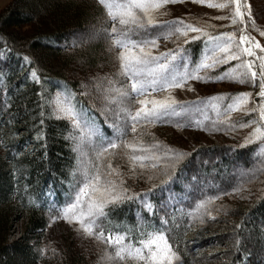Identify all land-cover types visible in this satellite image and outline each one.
<instances>
[{
    "label": "trees",
    "instance_id": "trees-1",
    "mask_svg": "<svg viewBox=\"0 0 264 264\" xmlns=\"http://www.w3.org/2000/svg\"><path fill=\"white\" fill-rule=\"evenodd\" d=\"M87 8L77 0H14L0 12V264H84L72 248L46 258L39 245L50 218L58 215L49 203L50 196L64 203L78 176L79 157L70 139L72 125L54 115L51 103L58 88L76 89L69 75L74 62H95L98 47L69 51L65 45L91 22L93 15ZM25 27L29 28L22 32ZM190 46L198 57L202 41ZM255 145L238 147L231 153L233 146L229 145L198 148L175 172L187 165L185 176L196 175L199 184L188 179L176 184L166 213L145 214L139 200L109 205L102 221L104 235L125 234L127 241L137 246L147 237L145 233L160 228L157 218L166 219L168 226L161 230L174 250L178 249L182 264H264V196L232 206L228 225L218 224L226 222L223 218L210 224V231L222 233L221 239L228 231L236 239L225 240L228 247L220 259L207 257L199 249L201 245L193 253L189 245L194 203L218 194L228 184L230 190L264 174L260 166L241 177L231 173L228 182L222 175L227 165L237 167L235 170L239 165L250 169L257 158ZM208 153L222 155L221 161H208ZM244 154L246 158L240 160ZM159 197L157 188L150 197L157 207ZM18 214L26 217L23 234L10 242ZM149 223L154 227L149 228Z\"/></svg>",
    "mask_w": 264,
    "mask_h": 264
},
{
    "label": "snow or ice",
    "instance_id": "snow-or-ice-1",
    "mask_svg": "<svg viewBox=\"0 0 264 264\" xmlns=\"http://www.w3.org/2000/svg\"><path fill=\"white\" fill-rule=\"evenodd\" d=\"M98 2L106 9L105 14L112 21V26L110 30L101 29L95 32L94 36L104 35L109 41L110 49L115 50L117 71L114 75L120 78V86L113 87L117 81L108 76L97 77L92 83L98 102L113 121L109 125L113 136L100 134L99 129L95 128L94 122L90 120V113L83 108L58 104L57 110L72 120L74 128L81 129L82 124L89 125V132L97 137L95 147L98 160H102L108 153H111V156H120L127 160L132 175H144L149 169L156 170L158 162L162 161L165 162L164 168H171L172 171H165L166 178L159 184H152L145 191L136 192L127 187L123 179L115 178L122 174L113 168L111 156L108 158L106 171L103 172L99 163L93 165L89 162L88 167L83 170L81 180L66 197L62 209L63 218L69 223L78 224L88 235H93L94 228L100 227L97 222L101 218L106 219L105 209L109 205L116 206L125 201L139 200L145 214L154 215L156 211L166 213L171 200L174 199L172 193L176 184H183L185 179L200 183L196 175L185 176L187 165L178 173L175 172L176 167L191 156V153L177 152L171 148L164 149L161 153L159 149L162 146L159 141L145 145L144 140L138 138V125L142 128L152 123L168 122L174 117H187L193 110V104L196 112L206 111L210 104L219 115L221 103L227 102L223 111L228 121L231 120L232 112L258 114V120L237 125L240 128L252 126V131L244 138L245 145L255 140L264 142V46L247 32L249 22L254 26L250 4L242 0H194L195 3L207 4L210 8L228 10L226 15L214 19L228 20L234 30L213 35L210 30L216 26L207 22H190L182 18L157 19L158 15L166 14L163 11L166 5L176 0H127V3L118 6V11L113 10L117 6L108 0ZM246 17L249 19L246 20ZM260 34L264 36V32ZM169 38L173 39L174 48H166L162 52L154 51L159 49L161 39ZM201 40L204 43L201 56L198 60H193L188 45ZM256 50H260L262 54L257 55ZM232 61L237 63L216 74L217 69L222 65H230ZM33 75L35 76V72ZM209 80H233L241 84L257 85V95L261 101L258 105L251 106L250 92L235 95L221 93L208 97L207 101L198 97L196 102H181L171 94L175 89L191 87L189 82ZM161 91L168 94L163 97L150 95ZM204 118L207 119L206 116ZM196 124L199 126L200 122L196 121ZM227 126L232 127L230 123ZM213 130L221 129L213 123ZM147 179L152 181L153 177L148 175ZM157 188L160 191L158 207L148 199ZM238 190L233 188L234 192ZM213 199L216 197L200 201L196 205L197 211H206V205ZM149 218L151 219L152 215ZM157 222L160 228L153 233H145L148 239L140 241V247L134 248L124 244V235L118 234L113 239L112 233L109 232L107 242L115 244L116 251L107 258L110 261H119L120 264H124L128 258L144 264H182L178 249L174 250L168 236L161 230L167 228L168 220L157 218ZM148 227L153 228L154 225L149 223ZM103 237L104 232L101 230L98 238ZM145 249L147 256L144 254Z\"/></svg>",
    "mask_w": 264,
    "mask_h": 264
},
{
    "label": "rangeland",
    "instance_id": "rangeland-1",
    "mask_svg": "<svg viewBox=\"0 0 264 264\" xmlns=\"http://www.w3.org/2000/svg\"><path fill=\"white\" fill-rule=\"evenodd\" d=\"M13 1L14 0H0V12L4 8L8 7ZM77 1L80 2L83 7H88L87 9L91 13V15H93V18L91 19V22L86 25V28L83 31L71 37V39L65 45L68 46L69 51H76L79 48V50L81 51L90 49L91 47H98V54L96 56L95 62L93 61L94 63H90L89 65L87 64L86 59H80L74 62L69 75L71 80L75 82L76 89L71 92L64 88H58L53 95L51 103L54 115L57 118L69 121L72 125L70 139L79 157L78 176L73 186L70 188L68 195L81 180L83 170L88 167L89 162H91V164L93 165L99 163L101 165V171H106V165L108 163L109 156H111V153L106 154L102 160H98L95 147L97 143V137L89 132V125L82 124L81 129L83 130L74 128L72 120L63 115L62 112L58 111L57 105L71 104L77 109L83 108L86 112L90 113V120L94 122L95 128L99 129V133L103 136L111 137L113 136V130L111 127H109V125L113 121L110 118V114L105 112L102 104L98 102V96L96 92L93 91L92 82L97 77L108 76L109 78L117 81V83H115L113 87L120 86L118 82L120 78L114 75L117 71L115 50L110 49L109 41L104 35L94 36L95 32L101 29L110 30L112 26V21L109 20V18L105 14L106 9L99 4L98 0ZM108 2L116 5L117 7L113 10L118 11V6L120 4L127 3V0H108ZM242 2L251 5L252 21H254V26L251 22H249L247 32L250 33L251 36L255 37V39L258 40L262 46H264V36L260 34L261 32H264V0H242ZM163 11L166 14L158 15L157 19L172 20L176 18H182L190 22H207L216 26L214 29L210 30L211 34L213 35H217L221 31L234 30V27L229 25L228 20L214 19L217 16L226 15L228 12L227 9L222 10L210 8L207 6V4H198L195 3L194 0H176V2L174 3L167 4ZM44 12L46 13V10ZM248 19L249 18L246 17V20ZM28 28L29 27H25L21 31L26 32ZM201 41L203 43V40ZM159 44V49H156L154 51L162 52L165 51L166 48L175 47V43L171 38L161 39L159 41ZM188 47L191 50L193 60H198L201 56L202 50L199 52V56L195 57L191 46L188 45ZM256 51L257 55L262 54L260 50ZM236 63L237 61H232L230 65H222L219 69H217L216 74L221 71L227 70L230 66H233ZM189 83L191 84V87L185 86L184 88L175 89L171 94L181 102H196L198 97L207 101L208 97L221 93L235 95L241 92H250L252 93V98L249 101V104L251 106H256L261 101V98L257 95V93L259 92L258 86L251 83L241 84L233 80H209L206 82L192 81ZM107 86L108 85H105V87ZM69 93H71L70 96ZM167 94L168 93L165 91L150 93V95H154L157 97H163ZM76 96H78V98ZM75 97L77 99H75ZM143 98L144 97H140V99ZM226 103L227 102L221 103L219 115H217L216 110L211 108L210 104L208 109L204 112H196L194 110L195 105L193 104V110L187 117H174L168 122L152 123L145 125L142 128L138 125V138H142L145 142V145L153 144L159 141L162 146L159 149L161 153L164 151V149L167 148H171L172 150L177 152L184 151L192 153L194 149L197 150L198 148L208 147L212 145H217L219 147L226 145L233 146V148H231L230 150L231 153L232 150L241 147V145L247 146L256 144L255 148L257 152V158L250 169L244 167L241 168V166L239 165V169L235 170L237 167L234 166L231 168L229 167V165H227L224 166V171L222 173V175H225V182H228L229 179L227 178H229V175H231V173H235V175L238 177H241V175L243 174H249L250 172H254L257 167H264V142L255 140L254 142L245 145L244 138L250 134V132L252 131V126L240 128L237 125L247 124L250 120H258L259 117L256 112H232L231 120L228 121L225 119L223 111ZM90 105L92 106L91 108L89 107ZM136 106L138 107L139 105ZM110 107L114 108L115 105H110ZM205 116L207 117V119L204 118ZM196 121L200 122L199 126L196 124ZM213 123H215L216 127L220 128L221 130H213ZM229 123L232 125V127L227 126ZM178 124L180 125L179 127L177 126ZM250 155L252 156L253 153ZM221 157L222 155H215L212 153H208V155L206 156L208 161L215 163L221 161ZM244 158H246L245 154L240 156V160H243ZM111 163L113 168L117 169V171L122 174L121 176L115 178L123 179L125 181V185L136 192H143L151 187L152 184H159L160 181L166 178L164 172L172 171L171 168L165 169V162L162 161L158 162V168L156 170L149 169L148 172L144 175H132L126 159L121 158L120 156H111ZM229 168H231V171H229ZM148 175H151L153 177L152 181H149L147 179ZM101 182H103V179ZM237 189L239 190L235 192L233 191V188L229 190L228 184L225 189L212 196L216 197V199H213L211 203L206 205V211L204 209L197 211L196 205L200 203V201H206L208 197H199L203 199H200L196 203H194L191 211V231L189 233V239L191 240L189 242V245L191 246V248L193 247L191 249V252H196V250H198V246L201 245V247L199 246V249L201 248L203 251H205L207 257L212 256L216 257L217 259L223 257L222 252L225 251L228 247V242L226 241H231V239L233 240L235 239V237L233 236V233L229 234L228 231V233L223 232V235L225 237L224 239H221L222 236L220 235L222 233H220L219 231H210V224L213 221L217 223V221H215V219L217 218H219L220 220L223 218V220H226V222L218 224L228 225V222L231 218V213L229 214V211L232 210V206L238 204H249L258 197L264 196V174H262L261 176L258 175V177L256 178H254L253 176L250 183L243 184L242 186L237 187ZM148 199H150V197ZM50 202L55 203L54 197H51ZM65 203L66 201L56 206L59 210L58 216H62L59 220H55L58 223H50L55 219V217L52 216L47 228L44 230V232H42L43 238H41L39 245L41 255L46 258L57 257L62 251L67 250V248H72L79 254V257L81 256V260H83L84 264H120L119 261H110L107 258L108 256L114 255L116 251L115 244H109L107 242L108 237H106L105 235L103 239L98 238L99 232L102 230L103 218H101L97 222L100 227L94 228V234L88 235L80 228L78 224L74 225L63 218L62 209ZM209 213H211V215H209ZM25 220L26 217L22 214H18L17 216H15L12 223L13 225L11 234L9 236L10 242L21 237V235L23 234ZM116 235L118 234L113 235V239H115ZM119 235H124V244L132 245L127 241L125 234ZM202 237H204L205 239ZM147 239L148 236L143 240ZM140 246L141 245H137L133 247L135 248ZM144 254L146 256L148 255L147 249L144 250ZM181 260L183 262L182 257ZM128 262L144 264V262L135 261L131 258H128L124 262V264Z\"/></svg>",
    "mask_w": 264,
    "mask_h": 264
}]
</instances>
